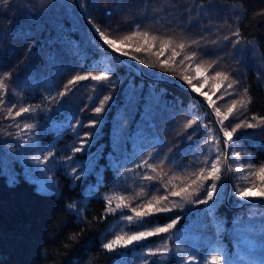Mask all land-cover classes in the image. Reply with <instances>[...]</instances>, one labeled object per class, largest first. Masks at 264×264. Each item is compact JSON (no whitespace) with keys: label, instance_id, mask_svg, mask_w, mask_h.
Returning a JSON list of instances; mask_svg holds the SVG:
<instances>
[{"label":"trees","instance_id":"16d2710c","mask_svg":"<svg viewBox=\"0 0 264 264\" xmlns=\"http://www.w3.org/2000/svg\"><path fill=\"white\" fill-rule=\"evenodd\" d=\"M79 4L85 18L113 39L119 40L139 23L142 30L174 35L176 43L181 39L185 42L199 40V45H193L184 53L193 50L199 53L187 72L195 76L196 64L202 67L212 61L217 64L205 73L208 80L194 81L196 86L204 85L201 91L216 101L222 115L227 113L232 99H247L243 89L248 88L251 103L246 112L237 105L239 119L233 124L240 119L257 123L250 118L264 116V15H258L264 10V0H79ZM237 27L240 42L234 47L232 41L236 37L232 33ZM225 36L228 40H224ZM102 42L83 23L71 0H9L8 7L0 4V74L11 73L5 81L9 87L4 96L5 104L0 105V264H144L145 258L152 259L145 256L146 248L160 244L163 238H169V247L176 249L192 244L199 234L205 205L187 204L175 198L184 208L159 213L145 225L162 226L169 222V217L181 216L166 237L154 236L111 252L102 247L117 234L129 235L143 230L121 216L132 215L130 208L141 202L134 197L142 187L159 185V181L142 179L145 174L156 175L163 171L168 174L164 177L165 183L175 174L177 179L173 184L184 186L189 182L188 173L198 172L203 167L199 162L209 155L205 143L209 127L213 129L212 135H218L207 109L197 100L208 103L205 97L140 78L108 52ZM154 43V49L149 52L135 53L134 48L126 49L146 62L139 64L125 57L149 76L158 71V68L147 67V64L159 63L156 53L160 42ZM177 51L180 50L177 48ZM168 57H171L170 50L160 58ZM182 58L183 54L177 57L176 72L166 75L191 90L178 80ZM105 67H111L115 74L114 87H94L96 82L87 79L73 85L68 96H59L72 76L88 72L95 75ZM216 71L229 73L222 88L233 84L234 95H225L216 88V84L221 83L219 79H211ZM153 89L158 98L152 97ZM104 95L112 98L102 113L95 114L92 109L99 106ZM22 99L39 105L36 112L6 118V109ZM61 102L63 111L53 113ZM211 109L215 114L214 108ZM50 117L55 120V126ZM92 118L98 121L94 129L86 127ZM190 119H197V123L185 129ZM77 120L81 124L78 125ZM25 122L36 127L24 138L15 139V125L22 127ZM90 131L93 135L86 139L91 143L84 145V151L73 154L71 149L80 147L84 133ZM4 132L13 136H6ZM238 134L236 150L251 153L250 159L242 156L241 163L245 166L264 163V131L241 128ZM5 147L18 149L25 155L23 170L14 171L11 176L1 171ZM50 151L54 158L46 164L37 163ZM150 152L152 157L148 155ZM33 155L36 161L32 160ZM68 156H73V160L64 159ZM112 156L118 158L121 166H111ZM145 159L157 165L164 159L165 163L152 172L138 166ZM232 167H236L235 163ZM73 168L77 169L75 174ZM240 175L229 173V193L234 190L235 177ZM243 175H248L247 167ZM75 176L80 178L75 179ZM151 194L164 193L152 189ZM105 195L113 196L111 207L116 208L121 203L117 199L120 196L129 207L105 215ZM237 199L229 195L231 208L223 204L218 213L227 218L229 229L237 216H243L245 222L250 215L254 217L247 233L249 242L239 252L244 257L243 264H262L264 251L257 214L264 213V207L244 204L232 208ZM72 203L75 208L69 209ZM166 206L171 207V204ZM224 243L230 253L237 251L234 244L229 245L228 237Z\"/></svg>","mask_w":264,"mask_h":264},{"label":"snow or ice","instance_id":"6c2138e0","mask_svg":"<svg viewBox=\"0 0 264 264\" xmlns=\"http://www.w3.org/2000/svg\"><path fill=\"white\" fill-rule=\"evenodd\" d=\"M0 4L5 7L9 6V0H0ZM258 15H264V10H261ZM89 23L92 21L89 19ZM95 30V34H98L99 40L103 41V45L111 49L113 53L119 54L122 57H130L131 60L137 61L139 64H145L144 60H138L137 55L126 49H133L135 53L149 52L155 47V41L159 40L160 48L156 53L159 58L157 64H147V67L157 69L158 71L153 72L152 75L157 80L166 81L169 75L176 72V60L183 54V58L179 60L182 71L178 75V80L183 81L184 84L191 88V91L198 93L200 96L205 97L208 101V105L213 107L216 116L219 118L218 123L220 125V132L223 136L212 135L213 129L209 127V135L205 141L208 145L209 155L204 156L203 160L199 163L203 167L199 168L198 172L188 173V181L184 186L180 187L173 184V180L177 179L174 174L168 178L167 183L164 182V177L168 174L161 171L156 175L145 174L142 179L147 181H159V185L151 184L146 187H142L139 192L136 193L134 199L140 198L139 202L135 207H131L130 211L132 215H122L121 219L126 220L129 224L135 223L143 230L132 231L129 235L117 234L113 239L107 241L102 247L107 251H115L117 248L127 249L129 246L138 244L139 242L146 241L154 236H167L170 230L180 222L181 216H175L174 218L169 217V222L164 225H156L155 227H145V225L151 223V218L155 217L159 213L171 212L174 208H184V204L176 203L175 198L182 199L187 204H203L205 205L204 218L199 223L198 231L199 234L194 238L192 244H186L184 248H170L169 238H163L161 243L153 247L146 248L145 256L151 257L149 260L144 259V264H243L244 257L240 255L239 250L243 245L249 242L247 233L251 230V221L254 218L252 215L249 216L248 221L245 222L243 216H237L232 222V228L226 227L227 218L218 213V208L221 207L225 201V188L227 186V180L231 179L229 173L236 172L241 173L240 176L235 177V184L233 185L234 190L228 195L238 198L234 203L237 207H243L245 203L250 201L259 200L261 205H264V163L259 166L248 163L245 166L241 163V157L245 156L251 158V153H242L236 150V141L239 140L240 135L238 130L241 128L257 129L264 131V116L253 115L250 119L257 121V123H251L248 120L240 119L238 123L233 121L239 119V114L236 112L237 105L240 106L245 112L251 103V96L249 95L248 88H244V96L247 99H232L231 106L227 108V113H221L220 107L216 106V101L208 97L205 92L201 91L204 87L203 84L200 87L196 86L194 81L199 82L200 79L208 80L209 77L205 73L213 69L217 64V61H212L206 67H202L201 64L195 65V76L190 75L187 72V67L192 62L199 58L198 51H190L188 54H184L186 50L191 49L193 45H199V40H188L185 42L181 39L179 43H176V37L174 35L165 34H154L149 30H142L141 25L136 23L132 28V31L123 34L119 37V40L113 39L110 35L102 31L101 28L92 24ZM236 37L232 41L234 47L240 42V30L237 27L236 31L232 33ZM224 40H228L225 36ZM215 43V41H213ZM177 48L180 51H177ZM171 51V57L160 58L165 55L167 51ZM171 61V63H170ZM169 74V75H166ZM114 72L111 67H105L102 70H98V74L93 75L92 72H88L84 75H74L67 81L64 88L59 92L60 97H66L73 91V85L78 84L80 81L91 79L95 81L94 87H100L101 89L108 87L109 85L115 86L114 84ZM11 77V73L3 72L0 74V105L5 104L4 96L8 93L9 87L5 82ZM229 78L228 72L216 71L215 75L211 79H219L221 83L216 84V88L224 92L225 95H234L233 84H227L226 88H222V83L227 81ZM233 83H236L235 81ZM135 90V84L133 85V91ZM153 98H158L156 90L153 89L151 93ZM112 97L110 95H104L103 99L99 100V106L94 107L92 111L95 114H100L105 110V105L110 101ZM223 99V97H218ZM47 99V98H46ZM63 102L53 109V113H60L63 111ZM39 105L33 106H17L12 104L6 109V118L15 119L16 117H22L24 114L35 113ZM83 111V109L81 110ZM231 117V119H230ZM52 125L55 126V120L49 118ZM227 121V123H226ZM97 119L92 118L86 127L94 129L97 124ZM197 123V119H190L184 125V128H190L193 124ZM77 124H81V121L77 120ZM17 132L15 133V139L20 140L30 133L32 129L36 127L33 123H23L22 127L16 124ZM2 131V130H0ZM75 131V128L73 129ZM234 134H237L234 137ZM6 136H13V133L4 132ZM93 132H85L84 139H81L80 147H74L71 152L77 153L84 151V145L91 143L90 140L86 139L92 136ZM191 139V137H188ZM24 150H27L25 148ZM149 157L153 156V153L148 154ZM158 155V153H156ZM214 155V158H212ZM50 158H54L53 152H48L47 155L43 156V160H37V163L46 164ZM36 160V157H33ZM67 161H72L73 156L64 158ZM167 159V157H165ZM165 163L164 159L159 160L158 165L150 163L147 159L142 160L140 165L147 169H151L152 172L157 171L158 166H162ZM235 163L236 167L233 168L232 164ZM110 164L114 168L121 166L118 158L112 156ZM247 167L248 175H243V171ZM76 168L72 169V173L75 174ZM82 172H86L85 169H81ZM194 177V178H193ZM79 176H75V179H79ZM259 179V184L257 183ZM171 185V187H169ZM152 189L157 192L163 191V195L151 194ZM113 196L105 195V215L108 213L116 212L128 208L129 205L124 203V197H117L121 201L116 205V208L111 207ZM171 204V207L166 205ZM69 209H74L75 204H69ZM260 216V243L262 251H264V213L257 214ZM242 233L243 238H242ZM225 237L229 238V245L235 246L237 251L230 253L228 246L225 245ZM74 239V237H73ZM215 253V254H210ZM264 264V260H262Z\"/></svg>","mask_w":264,"mask_h":264},{"label":"water","instance_id":"95a60500","mask_svg":"<svg viewBox=\"0 0 264 264\" xmlns=\"http://www.w3.org/2000/svg\"><path fill=\"white\" fill-rule=\"evenodd\" d=\"M71 1H72V4H73L76 12L80 15L83 23L86 25V27L92 33V35L96 39L99 40V38H98L97 34H95V31L92 28L91 24L89 23V21L83 15L82 10H81V7H80V4H79V0H71ZM102 45H103V42H102ZM103 46H104V48L108 52H110L111 54H113L122 64H124L125 66L129 67L140 78L147 79V80H151V81H155V82H163V83H166V84H169V85H172V86H176L179 89H182L184 91H187V92L191 93V91L187 87H185V86H183V85H181V84H179V83H177V82H175V81H173L171 79H167L166 81H161V80H157L155 76H149V75L145 74L142 71V69L136 63L128 60L125 57L119 56V54L113 53L111 49L107 48V46H105V45H103ZM197 100L207 109L208 114H209V116H210V118L212 120V123H213V125H214V127H215V129H216V131L218 133V135H220L222 137L223 136V133L220 132V125L217 122L218 120H217L215 114L213 113L211 107L208 105V103L202 101L201 99L197 98ZM229 192H230V181L228 179L227 180V186L225 188V201L226 202L224 204L227 207L231 208V206H229V204H228V196H229L228 194H229ZM245 204L259 205V206H263L264 207V205H261L260 201H250V202H247ZM232 208H237V206L235 205Z\"/></svg>","mask_w":264,"mask_h":264},{"label":"rangeland","instance_id":"374dc122","mask_svg":"<svg viewBox=\"0 0 264 264\" xmlns=\"http://www.w3.org/2000/svg\"><path fill=\"white\" fill-rule=\"evenodd\" d=\"M17 105L18 106H28V105L34 106V101L29 102L28 100L22 99L20 103H17ZM25 115L30 116L32 114H25ZM10 147L4 148L5 153L2 155V158H1V161H2L1 171L2 173L8 176H11L14 171L23 170V165H25V160H24L25 155H23L21 151H18V149L14 150V149H10ZM33 157H36V156L33 155L32 158ZM17 165H20V166L16 167Z\"/></svg>","mask_w":264,"mask_h":264},{"label":"bare ground","instance_id":"6f19581e","mask_svg":"<svg viewBox=\"0 0 264 264\" xmlns=\"http://www.w3.org/2000/svg\"><path fill=\"white\" fill-rule=\"evenodd\" d=\"M174 81V80H173ZM176 82V81H175ZM178 83V82H177ZM180 84V83H179ZM182 85V84H181ZM184 86V85H183ZM186 87V86H185ZM189 89V88H188ZM190 90V89H189ZM191 91V90H190ZM192 92V91H191ZM214 113V112H213Z\"/></svg>","mask_w":264,"mask_h":264}]
</instances>
